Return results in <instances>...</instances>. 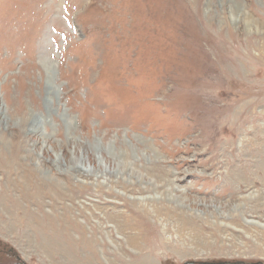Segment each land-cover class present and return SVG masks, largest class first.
<instances>
[{
  "label": "rangeland",
  "instance_id": "obj_1",
  "mask_svg": "<svg viewBox=\"0 0 264 264\" xmlns=\"http://www.w3.org/2000/svg\"><path fill=\"white\" fill-rule=\"evenodd\" d=\"M250 220L264 0H0V264L264 262Z\"/></svg>",
  "mask_w": 264,
  "mask_h": 264
},
{
  "label": "water",
  "instance_id": "obj_2",
  "mask_svg": "<svg viewBox=\"0 0 264 264\" xmlns=\"http://www.w3.org/2000/svg\"><path fill=\"white\" fill-rule=\"evenodd\" d=\"M189 263H194L190 261ZM198 264H264L261 261L247 262V261H199Z\"/></svg>",
  "mask_w": 264,
  "mask_h": 264
},
{
  "label": "bare ground",
  "instance_id": "obj_3",
  "mask_svg": "<svg viewBox=\"0 0 264 264\" xmlns=\"http://www.w3.org/2000/svg\"><path fill=\"white\" fill-rule=\"evenodd\" d=\"M168 196H169V194H168ZM170 197H171V194H170ZM250 222H252V223H255V224H258L259 226H261V227H263V228H264V224L257 223V222H255V221H252V220H250Z\"/></svg>",
  "mask_w": 264,
  "mask_h": 264
},
{
  "label": "flooded vegetation",
  "instance_id": "obj_4",
  "mask_svg": "<svg viewBox=\"0 0 264 264\" xmlns=\"http://www.w3.org/2000/svg\"><path fill=\"white\" fill-rule=\"evenodd\" d=\"M185 264H189V263H185Z\"/></svg>",
  "mask_w": 264,
  "mask_h": 264
}]
</instances>
